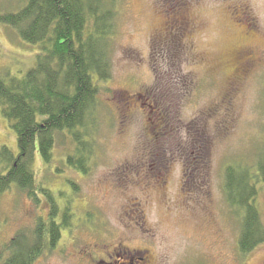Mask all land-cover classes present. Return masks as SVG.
<instances>
[{"label": "rangeland", "instance_id": "374dc122", "mask_svg": "<svg viewBox=\"0 0 264 264\" xmlns=\"http://www.w3.org/2000/svg\"><path fill=\"white\" fill-rule=\"evenodd\" d=\"M114 2L88 172L66 164L70 135H57L50 165L36 153L38 187L57 209L69 206L70 225L34 264H264V243L240 251L224 191L226 168L252 166L264 150V0ZM0 4L16 10L22 0ZM38 52L0 24L1 76L21 77ZM4 145L18 152L0 105ZM257 189L264 224V183ZM43 193L38 202L16 187L0 195V264L19 232L30 237L48 217Z\"/></svg>", "mask_w": 264, "mask_h": 264}, {"label": "trees", "instance_id": "16d2710c", "mask_svg": "<svg viewBox=\"0 0 264 264\" xmlns=\"http://www.w3.org/2000/svg\"><path fill=\"white\" fill-rule=\"evenodd\" d=\"M114 1L22 0L16 10L0 4V24L12 27L39 50L36 66L21 77L0 75L2 113L18 142V152L7 145L0 148V195L16 187L38 202L42 190L51 205L48 217H37L33 235L28 237L22 231L11 240L5 248L11 254L3 264H34L43 249L55 245L62 229L70 225L69 206L57 209L54 196L52 199L48 190L38 187L35 157L38 151L50 165L57 135H70L75 154L67 156L66 164L88 172L93 142L85 138L95 126L92 116L99 108L98 83L108 80L112 71L109 43ZM257 159L252 166L239 162L225 171L224 191L240 218L239 249L244 254L264 243V224L256 204L257 185L264 183V150Z\"/></svg>", "mask_w": 264, "mask_h": 264}]
</instances>
